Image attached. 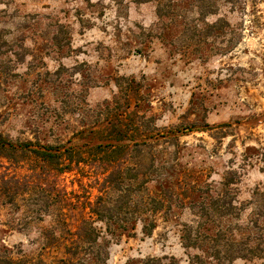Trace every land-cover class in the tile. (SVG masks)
Here are the masks:
<instances>
[{
  "label": "rangeland",
  "instance_id": "374dc122",
  "mask_svg": "<svg viewBox=\"0 0 264 264\" xmlns=\"http://www.w3.org/2000/svg\"><path fill=\"white\" fill-rule=\"evenodd\" d=\"M123 111L153 137L149 194L166 203L150 236L141 224L110 236L96 223L106 264H217L208 247L217 240L224 255L232 239L262 250L232 264L260 263L264 0H0L3 135L82 149L99 142L76 133ZM101 173L83 166L61 175L66 201L43 221L23 205L0 207V250L26 264H58L62 248L44 244L69 238L59 219L76 230L80 206L99 195ZM223 197L232 208L215 205ZM190 228L201 239L189 248Z\"/></svg>",
  "mask_w": 264,
  "mask_h": 264
},
{
  "label": "trees",
  "instance_id": "16d2710c",
  "mask_svg": "<svg viewBox=\"0 0 264 264\" xmlns=\"http://www.w3.org/2000/svg\"><path fill=\"white\" fill-rule=\"evenodd\" d=\"M134 88H128L132 92L131 97L139 94L138 85ZM134 116L135 113L127 111L114 112L103 127L79 131L76 134L80 140L87 138L93 141L95 138L99 142L84 145L82 149L65 143L43 144L38 140L14 142L0 132V207L18 208L23 205L43 221L50 210H56L60 203L66 201V194L63 199L57 190L56 181L61 175L83 166L101 168V176L97 179L99 195L94 202L88 199L80 206L76 230L68 229L65 218L59 219L62 232H66L69 238L61 242L56 237H49L44 244V248H62L63 257L58 264H106L108 248L102 244L103 235L96 226L98 222L106 225V233L110 236L116 235L118 230L127 231L128 222L133 223L132 227L141 224V231L146 236L155 230V217L164 210L166 200L164 196L149 194L148 185L152 180L148 176L154 168L149 140L153 137L142 131ZM189 128L186 130H194ZM206 128L209 126L204 125L197 130ZM229 184L226 181L225 185ZM220 201L225 202V198H218L215 205ZM225 204L232 208V202ZM231 214L232 211H228L225 215ZM191 231L193 228L186 231L184 238L189 248L198 246L201 239H194ZM219 246L220 243L214 240L208 247L217 264H232L237 259L252 260L262 252L233 239L230 245H226L224 255ZM196 259L200 260L199 257ZM0 264L26 263L14 259L5 249L0 250ZM39 264L45 263L40 261ZM142 264H162V261L149 258ZM258 264H264V257Z\"/></svg>",
  "mask_w": 264,
  "mask_h": 264
}]
</instances>
